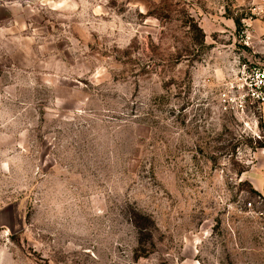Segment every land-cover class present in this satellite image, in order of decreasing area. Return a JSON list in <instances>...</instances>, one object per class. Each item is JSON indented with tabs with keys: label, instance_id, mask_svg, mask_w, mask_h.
<instances>
[{
	"label": "rangeland",
	"instance_id": "obj_1",
	"mask_svg": "<svg viewBox=\"0 0 264 264\" xmlns=\"http://www.w3.org/2000/svg\"><path fill=\"white\" fill-rule=\"evenodd\" d=\"M264 0H0V264H264Z\"/></svg>",
	"mask_w": 264,
	"mask_h": 264
},
{
	"label": "built area",
	"instance_id": "obj_2",
	"mask_svg": "<svg viewBox=\"0 0 264 264\" xmlns=\"http://www.w3.org/2000/svg\"><path fill=\"white\" fill-rule=\"evenodd\" d=\"M262 10H258L261 12ZM254 18L252 16L243 19V29L241 36L245 43L249 44L254 39L253 29ZM237 92L232 98L229 90H225L221 94L224 102L234 106L237 111L244 112L247 108L261 109L264 106V65H254L245 68L235 83Z\"/></svg>",
	"mask_w": 264,
	"mask_h": 264
},
{
	"label": "crops",
	"instance_id": "obj_3",
	"mask_svg": "<svg viewBox=\"0 0 264 264\" xmlns=\"http://www.w3.org/2000/svg\"><path fill=\"white\" fill-rule=\"evenodd\" d=\"M263 7H261L262 10L261 12H256L255 14L257 16H255L254 18V23H255V27H256V33L257 34H262L264 33V9H262Z\"/></svg>",
	"mask_w": 264,
	"mask_h": 264
}]
</instances>
